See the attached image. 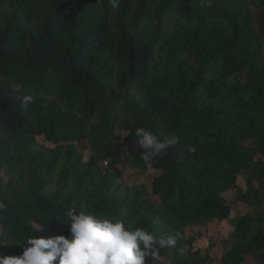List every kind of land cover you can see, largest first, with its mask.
I'll return each mask as SVG.
<instances>
[{"label": "trees", "instance_id": "obj_1", "mask_svg": "<svg viewBox=\"0 0 264 264\" xmlns=\"http://www.w3.org/2000/svg\"><path fill=\"white\" fill-rule=\"evenodd\" d=\"M139 127L179 143L145 158ZM125 147L149 190L124 187ZM241 175L221 264H264V0H0V256L76 209L176 239L147 264H208L186 231L230 219Z\"/></svg>", "mask_w": 264, "mask_h": 264}, {"label": "clouds", "instance_id": "obj_2", "mask_svg": "<svg viewBox=\"0 0 264 264\" xmlns=\"http://www.w3.org/2000/svg\"><path fill=\"white\" fill-rule=\"evenodd\" d=\"M113 9H118L120 0H109ZM31 96L21 99V107L27 108ZM138 146L145 158L158 157L179 143V137L172 135L160 139L153 131L139 127L135 131ZM194 153L196 149H187ZM6 205L0 202V213ZM70 235L39 237L33 234L27 240L22 255L0 256V264H147L155 254L154 246L173 247L176 239L169 235L157 240L144 228H132L123 219L100 218L84 211L68 209L65 212ZM43 224L33 222V232L43 230Z\"/></svg>", "mask_w": 264, "mask_h": 264}, {"label": "rangeland", "instance_id": "obj_3", "mask_svg": "<svg viewBox=\"0 0 264 264\" xmlns=\"http://www.w3.org/2000/svg\"><path fill=\"white\" fill-rule=\"evenodd\" d=\"M255 12V11H254ZM123 139V137H122ZM40 144H45L42 138H38ZM50 147L51 145L45 144ZM128 152V156H123L125 161L120 167L123 174L122 183L124 187L133 189V191L141 192L143 190H149L152 180L158 176V172L148 171V173L143 174L132 165V156H139L142 152L136 147L128 149L125 147ZM85 160L88 159L89 152H84ZM106 171V170H105ZM245 177L240 176L237 182V188L230 191L225 195L226 200L229 202L232 208V213L228 221L218 222L215 221L208 225L200 227H192L187 229L186 237L195 238L196 242L194 243V248L202 251L203 255L207 254L210 256V261L208 264H221V259L223 255L231 250L232 248V239L230 234L233 232V223L234 221L244 215L245 213L250 212V210L242 203H237V191L245 190ZM154 264H171L170 260L165 258ZM246 264H255L253 258H247Z\"/></svg>", "mask_w": 264, "mask_h": 264}]
</instances>
